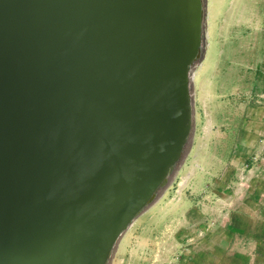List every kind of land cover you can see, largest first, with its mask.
I'll return each instance as SVG.
<instances>
[{
    "label": "water",
    "instance_id": "water-1",
    "mask_svg": "<svg viewBox=\"0 0 264 264\" xmlns=\"http://www.w3.org/2000/svg\"><path fill=\"white\" fill-rule=\"evenodd\" d=\"M202 0H0V264H106L193 128Z\"/></svg>",
    "mask_w": 264,
    "mask_h": 264
},
{
    "label": "rangeland",
    "instance_id": "rangeland-1",
    "mask_svg": "<svg viewBox=\"0 0 264 264\" xmlns=\"http://www.w3.org/2000/svg\"><path fill=\"white\" fill-rule=\"evenodd\" d=\"M206 2L189 149L110 264H227L224 251L239 239L238 202L264 183V0Z\"/></svg>",
    "mask_w": 264,
    "mask_h": 264
},
{
    "label": "crops",
    "instance_id": "crops-1",
    "mask_svg": "<svg viewBox=\"0 0 264 264\" xmlns=\"http://www.w3.org/2000/svg\"><path fill=\"white\" fill-rule=\"evenodd\" d=\"M252 192L238 202L239 239L224 251L227 264H264V183H254Z\"/></svg>",
    "mask_w": 264,
    "mask_h": 264
},
{
    "label": "bare ground",
    "instance_id": "bare-ground-1",
    "mask_svg": "<svg viewBox=\"0 0 264 264\" xmlns=\"http://www.w3.org/2000/svg\"><path fill=\"white\" fill-rule=\"evenodd\" d=\"M203 2V29H202V41H201V51L200 54L197 58H194L191 63L189 64V69H188V76H189V94H190V98L192 100V105H193V97H192V92H191V88H192V82H193V70L196 67V65L198 64V62H200L203 59L204 53H205V49H206V18H207V2L206 0H202ZM193 134V128L190 129L189 131V135L186 139L183 151H182V156L179 158V160H177L175 162V164L173 165V168L171 169V173H169V175L166 178V181L163 183V185L159 186L154 197L150 200L149 203H147L146 205H144L142 207V209L130 220V222L121 230V232L119 233V235L117 236L111 253L109 255V258L107 260L106 264H110L113 257H114V253L116 251V248L120 242L121 237L123 236V234L125 233V231L128 229V227L132 224V222L138 217L140 216L144 211H146L147 208H149L159 197L160 195L164 192V190L167 188V186L169 185L170 181L173 178V175L176 171V169L178 168L179 164L181 163V160L183 158V156L186 154V152L189 149L190 146V142H191V137Z\"/></svg>",
    "mask_w": 264,
    "mask_h": 264
}]
</instances>
